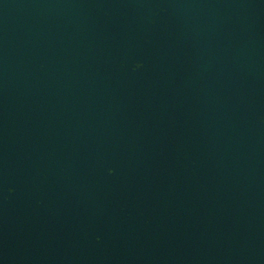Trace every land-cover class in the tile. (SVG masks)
I'll return each mask as SVG.
<instances>
[{"label":"water","instance_id":"95a60500","mask_svg":"<svg viewBox=\"0 0 264 264\" xmlns=\"http://www.w3.org/2000/svg\"><path fill=\"white\" fill-rule=\"evenodd\" d=\"M0 264H264V0H0Z\"/></svg>","mask_w":264,"mask_h":264}]
</instances>
